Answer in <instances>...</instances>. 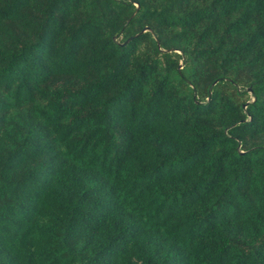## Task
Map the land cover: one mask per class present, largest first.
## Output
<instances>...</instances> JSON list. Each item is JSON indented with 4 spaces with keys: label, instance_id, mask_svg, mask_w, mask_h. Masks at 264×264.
<instances>
[{
    "label": "trees",
    "instance_id": "16d2710c",
    "mask_svg": "<svg viewBox=\"0 0 264 264\" xmlns=\"http://www.w3.org/2000/svg\"><path fill=\"white\" fill-rule=\"evenodd\" d=\"M0 264H264V0H0Z\"/></svg>",
    "mask_w": 264,
    "mask_h": 264
},
{
    "label": "water",
    "instance_id": "95a60500",
    "mask_svg": "<svg viewBox=\"0 0 264 264\" xmlns=\"http://www.w3.org/2000/svg\"><path fill=\"white\" fill-rule=\"evenodd\" d=\"M135 6L137 7V3H135ZM148 29H149L148 26H143L138 32H135V33L132 34L131 36L126 37V38L123 40L122 43L127 42L132 36H136L138 33L142 32V31H144V30H148ZM247 101H248V100H247ZM243 105H245V103H244Z\"/></svg>",
    "mask_w": 264,
    "mask_h": 264
}]
</instances>
